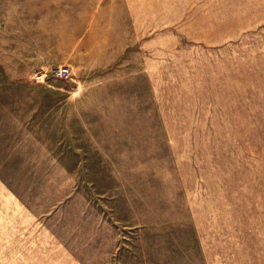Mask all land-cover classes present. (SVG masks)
Instances as JSON below:
<instances>
[{"label": "rangeland", "instance_id": "obj_1", "mask_svg": "<svg viewBox=\"0 0 264 264\" xmlns=\"http://www.w3.org/2000/svg\"><path fill=\"white\" fill-rule=\"evenodd\" d=\"M0 264H264V0H0Z\"/></svg>", "mask_w": 264, "mask_h": 264}, {"label": "built area", "instance_id": "obj_2", "mask_svg": "<svg viewBox=\"0 0 264 264\" xmlns=\"http://www.w3.org/2000/svg\"><path fill=\"white\" fill-rule=\"evenodd\" d=\"M65 72H67V71H65ZM65 76H67V73H66V75Z\"/></svg>", "mask_w": 264, "mask_h": 264}]
</instances>
